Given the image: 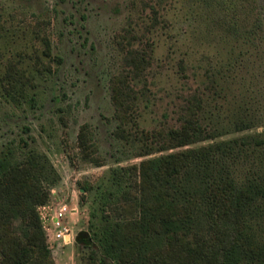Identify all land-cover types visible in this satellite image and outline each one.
<instances>
[{
    "label": "rangeland",
    "instance_id": "obj_1",
    "mask_svg": "<svg viewBox=\"0 0 264 264\" xmlns=\"http://www.w3.org/2000/svg\"><path fill=\"white\" fill-rule=\"evenodd\" d=\"M206 2L0 0L3 198L18 173L36 202L35 217L4 221L9 238L43 239L47 264H116L92 235L130 218L131 167L187 149L224 146L236 181L264 186V0H237L235 15ZM187 120L202 134L174 147ZM255 212L264 242V200Z\"/></svg>",
    "mask_w": 264,
    "mask_h": 264
},
{
    "label": "trees",
    "instance_id": "obj_2",
    "mask_svg": "<svg viewBox=\"0 0 264 264\" xmlns=\"http://www.w3.org/2000/svg\"><path fill=\"white\" fill-rule=\"evenodd\" d=\"M236 1L207 0L206 4L235 15ZM232 28L239 30L236 20ZM186 123L182 129L170 131L172 138H177L174 147L201 136L197 120ZM224 148H192L147 160L140 168L132 166L139 176L138 193L131 196L125 210L130 218L107 220L92 235L103 254L116 264H264V242L256 239L249 223L264 200V186L238 183L223 164L225 156L216 154ZM11 155L8 151L0 158L4 180L0 182V264H47L43 239L9 238L3 228L4 221L15 213L24 216L30 211L35 217L36 202L29 204L28 200L33 194L29 196L26 187H20L18 173L12 176L14 200L3 198L13 172L8 160ZM6 205H12V209L8 211ZM77 238L89 235L82 231Z\"/></svg>",
    "mask_w": 264,
    "mask_h": 264
},
{
    "label": "built area",
    "instance_id": "obj_3",
    "mask_svg": "<svg viewBox=\"0 0 264 264\" xmlns=\"http://www.w3.org/2000/svg\"><path fill=\"white\" fill-rule=\"evenodd\" d=\"M67 230L68 229L66 227H63L62 230L59 233L56 234V237L57 238L62 237L64 239H66L67 237H69V234H66Z\"/></svg>",
    "mask_w": 264,
    "mask_h": 264
}]
</instances>
